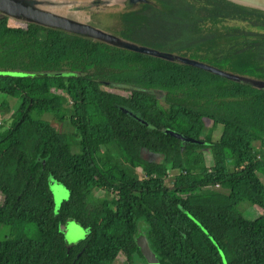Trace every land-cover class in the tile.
I'll return each instance as SVG.
<instances>
[{
  "label": "trees",
  "instance_id": "1",
  "mask_svg": "<svg viewBox=\"0 0 264 264\" xmlns=\"http://www.w3.org/2000/svg\"><path fill=\"white\" fill-rule=\"evenodd\" d=\"M106 6L110 22L94 27L114 42L0 10V70L27 73L0 74V95L17 100H0V264H15L27 243L25 264H111L121 251L134 264L139 218L160 264H264V149L255 148L264 146V5ZM46 113L68 128L52 130ZM206 120L221 127L215 141L202 138ZM207 153L212 164L196 171ZM173 170L183 181L167 185ZM48 177L68 191L56 211ZM245 202L262 210L257 218L243 215ZM68 219L86 230L70 248Z\"/></svg>",
  "mask_w": 264,
  "mask_h": 264
},
{
  "label": "rangeland",
  "instance_id": "2",
  "mask_svg": "<svg viewBox=\"0 0 264 264\" xmlns=\"http://www.w3.org/2000/svg\"><path fill=\"white\" fill-rule=\"evenodd\" d=\"M248 1L256 2L260 5H264L261 2L264 0H248ZM25 2L27 3L31 2L30 4H32V7L34 9H39L44 12L59 15L92 26L99 27L110 22V19L103 12V10L111 8L109 6H106V3L109 2V0H26ZM53 90L54 91L56 90L59 93L63 92V90L59 88H53ZM109 90L123 94L126 93L124 90L117 88H109ZM6 99L9 100L11 108H13V106L17 103L16 99H9V97L0 95V100H6ZM43 118L50 121L51 128L54 131L59 129L65 130L68 128L69 123L67 120L63 122H59L56 118H54L51 114L48 113L44 114ZM7 121H8V116L6 115L5 111H2L0 109V126L5 125ZM220 133H221V127L219 125H214V124L212 125L209 120L205 121L204 129L202 131V138L204 140L215 141L219 138ZM262 145L263 144L261 143L257 144L255 146L256 151L261 153L262 149H264V146ZM72 148H74L73 145ZM113 155L115 158H118V155L116 153ZM140 155L142 158L147 160L162 159V156L160 154L152 153L146 148L140 149ZM211 164H212V159L210 157V154L207 153L206 160L202 163L201 166L202 168L200 167L196 171L198 172L204 171L205 168ZM183 178H184L183 171L180 170L170 171V173L166 178L167 179L166 184L167 185L180 184L182 183ZM47 184L52 194L53 209L54 211H56L60 203L67 197L68 191L62 183L53 179L52 177L47 178ZM209 189H219V187L211 186L209 187ZM97 194L98 196H102L109 199L111 204H114L116 201V197L111 191L101 192V193L97 191ZM2 201H3V196L0 194V203H2ZM240 209L242 210L243 215L247 219H251V220L257 218L262 211L260 208L246 202L240 205ZM136 225L139 232L135 235V242L139 240L146 241L147 237L145 231L147 229V223L145 222L144 218H139L136 222ZM0 227H1L0 229V236H1L2 233L4 232V227L3 226ZM60 229L65 239L66 248H70L72 244L81 240L86 235V230L79 223L75 222L72 219H68L63 224H61ZM29 250H30V244L27 243L24 248V251L22 252V255L15 264H25V258L28 255ZM142 257L143 256H141L140 254L135 253L133 255V260L136 264H140L143 261ZM144 259L146 264H159L157 258L155 259L144 258ZM111 264H128L124 256V252L123 251L119 252Z\"/></svg>",
  "mask_w": 264,
  "mask_h": 264
},
{
  "label": "water",
  "instance_id": "3",
  "mask_svg": "<svg viewBox=\"0 0 264 264\" xmlns=\"http://www.w3.org/2000/svg\"><path fill=\"white\" fill-rule=\"evenodd\" d=\"M26 0H0V10L5 12V13H10V14H18V15H24L36 22L55 26V27H60L69 31L77 32V33H86L89 35H92L94 37L103 39L105 41H115V37L103 30H100L98 28H95L92 25L77 22L59 15L51 14L48 12H44L39 9H34L32 7L31 2H25ZM138 0H129V2H135ZM130 48L142 52H147V53H156L155 50L146 48V47H135V46H129ZM176 58L184 63L206 69L210 72H213L215 74L233 78L234 76L222 69H219L213 65H209L207 63L201 62L196 59H191L188 57L184 56H176ZM0 74H7V75H19V76H25L27 73L19 70H0ZM175 135L182 137L186 139V137L173 132ZM136 244L139 246L140 251L143 255L144 258L147 259H155V254L151 250V248L148 245V241L146 240H139L136 242Z\"/></svg>",
  "mask_w": 264,
  "mask_h": 264
},
{
  "label": "flooded vegetation",
  "instance_id": "4",
  "mask_svg": "<svg viewBox=\"0 0 264 264\" xmlns=\"http://www.w3.org/2000/svg\"><path fill=\"white\" fill-rule=\"evenodd\" d=\"M108 3V2H107ZM106 3V4H107ZM144 232V231H143ZM145 234H146V237H147V229H146V231H145ZM148 238V237H147ZM148 240V239H147ZM148 245H149V241H148ZM149 247H150V245H149ZM151 248V247H150ZM143 256V255H142ZM155 258H157L158 259V257L156 256V254H155ZM142 259H143V261H142V263H140V264H146V262H145V259H144V257H142ZM158 262H159V259H158ZM128 264H130L129 262H128ZM134 264H136L135 262H134ZM159 264H160V262H159Z\"/></svg>",
  "mask_w": 264,
  "mask_h": 264
},
{
  "label": "bare ground",
  "instance_id": "5",
  "mask_svg": "<svg viewBox=\"0 0 264 264\" xmlns=\"http://www.w3.org/2000/svg\"><path fill=\"white\" fill-rule=\"evenodd\" d=\"M207 2V1H206ZM264 4V1H261ZM217 13V12H216Z\"/></svg>",
  "mask_w": 264,
  "mask_h": 264
},
{
  "label": "crops",
  "instance_id": "6",
  "mask_svg": "<svg viewBox=\"0 0 264 264\" xmlns=\"http://www.w3.org/2000/svg\"><path fill=\"white\" fill-rule=\"evenodd\" d=\"M258 144H260V143H258ZM261 144H263V143H261ZM263 146V145H262Z\"/></svg>",
  "mask_w": 264,
  "mask_h": 264
},
{
  "label": "built area",
  "instance_id": "7",
  "mask_svg": "<svg viewBox=\"0 0 264 264\" xmlns=\"http://www.w3.org/2000/svg\"><path fill=\"white\" fill-rule=\"evenodd\" d=\"M218 187V185H216Z\"/></svg>",
  "mask_w": 264,
  "mask_h": 264
}]
</instances>
